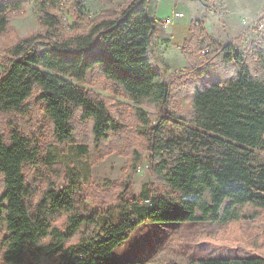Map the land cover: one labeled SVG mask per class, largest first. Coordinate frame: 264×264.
<instances>
[{
    "label": "trees",
    "instance_id": "trees-1",
    "mask_svg": "<svg viewBox=\"0 0 264 264\" xmlns=\"http://www.w3.org/2000/svg\"><path fill=\"white\" fill-rule=\"evenodd\" d=\"M65 1H42L47 34L9 39L10 16L23 11L28 0H0V62L6 64L0 75V113L14 116L8 132L0 129L5 187L0 197L1 259L6 264H140L117 260L114 253L144 222L259 218L264 211V160L257 152H264V47L251 48L258 60L255 70L233 44L210 40L206 30H199L201 21L192 24L199 32L192 40L199 51L211 48L200 70L210 84L194 91L184 133L167 135L164 127L171 114L153 125L157 111L135 109L139 130L150 128L153 138L142 149L131 148L129 167L136 169L143 151L151 150V171L163 191L126 199L124 213L115 219L87 203L83 186L66 180L58 189L64 167L44 158L43 146L26 125L32 99L43 103L58 144L66 148L76 143L81 156L96 161L103 155L98 151L119 146L121 121L101 94L80 82L100 71L126 98L156 110L168 104L171 94V81L151 55L164 22L150 14L151 0H132L119 16L61 37L60 19L49 10ZM227 64L237 67L235 74L227 75ZM77 116L90 123L91 144L80 138ZM27 166L40 167L45 187L39 192L37 179L25 175ZM187 264H264V256L193 258Z\"/></svg>",
    "mask_w": 264,
    "mask_h": 264
},
{
    "label": "rangeland",
    "instance_id": "rangeland-1",
    "mask_svg": "<svg viewBox=\"0 0 264 264\" xmlns=\"http://www.w3.org/2000/svg\"><path fill=\"white\" fill-rule=\"evenodd\" d=\"M42 1L28 0L23 11L11 14V29L6 38L24 37L34 32L47 34L48 30L41 23ZM131 1L66 0L49 11L59 17L60 36L66 37L81 33L104 18L119 16ZM176 10L184 13L183 21H174L169 26H164L165 22H161L152 44L151 55L155 66L171 81L170 99L164 108L156 110L147 105L136 104L126 98L118 85L100 71L92 72L87 81L80 82L87 89L101 94L109 109L121 121L119 146L108 153L98 151V156L103 155L96 161L91 160L90 155L81 156L76 143H69L66 148L58 144L55 141L54 127L44 114L43 103L37 102L35 98L31 100V111L25 118L27 128L43 146L44 158L61 163L64 167V174L57 180L58 189L65 186L66 180L83 186L87 203L100 209L105 217L119 218L124 213L125 200L130 197L142 199L163 191L151 171V150L143 151V160L136 169L129 167L131 148L138 145L142 149V146L148 145L149 140L153 138L150 128L139 130L135 109L140 107L148 112L157 111L158 117L153 125H157L161 117L171 114L172 120L164 127L168 136L182 135L189 126L187 120L193 112L192 95L196 88H204L210 84L209 76L200 70L208 63L211 49L209 45H205L198 50L195 39L192 38L199 35V32L191 24L201 21L199 30H206L210 40L222 46L233 44L255 70L258 68V60L252 56L251 48L254 45L264 47V0L150 2V14L163 21ZM176 28L186 33L190 31L187 47L180 46L181 41L161 39L162 33ZM203 36L200 37L201 40L204 39ZM202 50H208V53L203 54ZM2 54L0 51V55ZM5 67L6 64L0 62V75ZM226 67L227 75L237 71L233 64H227ZM13 117L0 113L2 131L8 132L11 129L9 122ZM16 117L22 124L25 122L21 116ZM76 124L78 132L82 135L80 138L91 144L94 137L90 131V123L82 122L77 116ZM257 152L264 160V152ZM37 169L27 166L25 175L29 179H37L39 192L45 187V182L39 172L40 167ZM4 190V177L0 174V197ZM114 256L117 260H136L140 264H187L188 260L193 258L264 256V211L257 219L229 223L144 222L116 249ZM0 264H6L1 256Z\"/></svg>",
    "mask_w": 264,
    "mask_h": 264
},
{
    "label": "crops",
    "instance_id": "crops-1",
    "mask_svg": "<svg viewBox=\"0 0 264 264\" xmlns=\"http://www.w3.org/2000/svg\"><path fill=\"white\" fill-rule=\"evenodd\" d=\"M176 11H180V10H176ZM174 21H176L177 23L182 22L183 18H181V19L176 18ZM191 25L189 24V30H190ZM164 26H169V25L164 24ZM165 34H166V36L164 37ZM189 34H190V31H187V33H186V32L181 31V29H179V28L178 29L177 28L176 29H169L168 32H165L164 34L162 33L161 39L167 38L170 41H176V42L181 41L182 43H179V45L182 46L188 42L187 40L189 38Z\"/></svg>",
    "mask_w": 264,
    "mask_h": 264
},
{
    "label": "built area",
    "instance_id": "built-area-1",
    "mask_svg": "<svg viewBox=\"0 0 264 264\" xmlns=\"http://www.w3.org/2000/svg\"><path fill=\"white\" fill-rule=\"evenodd\" d=\"M183 17H184V13H183L182 11H176L172 16L166 18V19L164 20V22H165L166 25H169V24L172 23L176 18L181 19V18H183ZM192 32H194V31L192 30ZM183 47L185 48V47H187V45L184 44ZM202 52H203V54H206V53H208V50H202ZM145 202L148 203V204H151V200H150V199H146Z\"/></svg>",
    "mask_w": 264,
    "mask_h": 264
}]
</instances>
